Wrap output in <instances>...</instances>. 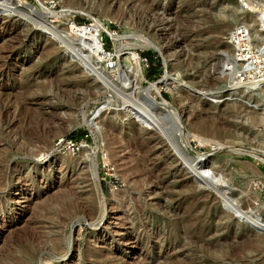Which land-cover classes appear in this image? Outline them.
Masks as SVG:
<instances>
[{
    "label": "rangeland",
    "instance_id": "1",
    "mask_svg": "<svg viewBox=\"0 0 264 264\" xmlns=\"http://www.w3.org/2000/svg\"><path fill=\"white\" fill-rule=\"evenodd\" d=\"M238 4L0 0V264L34 248L31 228L30 264H264V96L215 97L227 33L257 26L245 6L223 14ZM74 24L100 30L103 60ZM140 90L182 120L142 105ZM198 153L204 170L188 160Z\"/></svg>",
    "mask_w": 264,
    "mask_h": 264
},
{
    "label": "bare ground",
    "instance_id": "2",
    "mask_svg": "<svg viewBox=\"0 0 264 264\" xmlns=\"http://www.w3.org/2000/svg\"><path fill=\"white\" fill-rule=\"evenodd\" d=\"M243 6H245L246 8H248V10H250V12L246 14V18L250 19L257 26H255L254 24H253V26H251L252 24L248 23V21L246 20V22H243V23H246V25L239 24V25H237L235 27L233 26L234 28L232 27L233 29H230L231 31L229 33H227L226 37H227V41L229 42V45H230V50L228 52L222 54V56L220 57L218 62L215 63V65L213 64L216 67L217 75H218V78H219V79H216L215 84L217 82H219L220 80L223 83V85L217 86V90L218 91H216L215 93H217V94L219 93L220 95H217L215 97H222L223 94H227V95L240 94V95H243L245 93H250V92H253L255 90L256 91L258 90L264 96V71H262V74H260L259 76L255 75V74L254 75H250L249 71L247 72L245 70L246 71L245 72L243 70V68H242V67H244L243 62L237 60L239 58L243 59V55H242V53L240 51V48L242 46V42L245 41L244 40L245 36L250 38V42L247 45H249L251 43V45L253 47H256V48L261 47L262 45H264V0H241V5L238 4L236 6H233L231 11H229V12L225 11V12H223V14L227 15L228 13L230 14V12H234L236 15H239V14H241V12H243L242 11ZM260 13H262V14H260ZM247 23L250 24V25H248ZM6 25H11L12 26L13 23H10V24L7 23V24H5V26ZM241 26H244L245 30L247 31L245 36L243 35L244 32H242V31L239 32V33H238V31H234L235 28H238V27H241ZM73 28L74 29L71 30L73 32V34L79 39V41H83V43H86L87 44V46L85 45L86 48L88 50H90L94 55L99 57L98 58L99 60H103L106 57V56H103V53H104L105 50H104L103 45H102V43L100 41V32H99L100 30H97L94 27V25L90 26V25H77V24H74ZM92 28H95V30H92ZM232 32H233L234 36L237 39V43L234 44L237 47V49L231 43V34H232ZM144 48H152V49L158 50V51L160 49L158 46H156V45H154V44H152L150 42L146 43V45H144ZM138 57H139L138 54L136 55L133 52H129L126 61L130 65L133 64V61H136V63H138V60H137ZM260 57H261V55H256L254 58H255L256 61L259 62ZM108 61L109 62H113V59L111 58V56L108 58ZM110 66H112V65H110ZM244 73H247L248 76L247 77H243ZM167 75H168V71L166 73V76ZM174 77L175 76H173V80L172 81L175 80ZM126 78H127V80L130 79V78L128 79V77H126ZM165 79H166V77H165ZM165 79H161L158 82L154 81V82L150 83V85H148L149 86L148 88L150 90L155 88L158 92H160V89H159L160 88V82L162 83ZM145 91H146V89H145ZM204 93H206V92H204ZM138 95H139L140 101L142 102V105H145V106L149 107V109H154V110H156L155 112L160 111L162 113L164 108H166V107L169 108V106H171L173 108L174 112L178 115L179 119L182 120L181 112H179L177 110V108H175L173 105H171L167 100L158 103V102L154 101L155 99L152 100L151 97L150 98L147 97L142 92V90H140ZM212 100L219 101L218 99H212ZM91 120H92V118H91ZM6 121H7V119H6ZM90 121L87 120L86 123H87V125L90 128H92V126L90 124ZM193 126L197 127L198 129H200L201 131H204L206 133H214V134H220L221 135L222 133H226L227 132V130L225 128L221 127L218 123H214V122L196 121L195 123H193ZM189 131H190V129H189ZM190 135L194 136V138L197 139L199 143L207 141L206 140L207 138L200 137V135H198L195 132L190 131ZM186 138H187L185 140L186 142L184 141L185 142V147H188V144H190L188 135H187ZM85 148H86V146H85ZM137 149H139V148H137ZM85 151H87V150L85 149ZM202 157L203 156L200 153H198L197 155H194V154L192 155L191 154V155H188V160H189L190 163L195 164L198 167V169L204 170L207 166L205 165L206 164L205 162L203 163L204 160H202ZM137 167H139V166H137ZM127 170H128V168H127ZM140 171L142 172V170H140ZM137 172L139 173V171H137ZM185 172H187V171H185ZM3 174H4L3 169H1L0 170V176L2 177ZM124 174L126 175V173H124ZM204 176H206V175H204ZM1 177H0V183H1V179H2ZM142 179H144V178H142ZM190 180H193V179L190 178ZM184 181H186V180H184ZM38 233L39 232L36 231L35 229L32 230V228H31V231L29 230V235H31L30 239H32V237H33L34 248L33 249L30 248L27 252H25L22 255L20 254L21 257L19 256V258L17 259V262H16L17 264H30V260L35 257L36 251L41 247V244L39 243V242H41L40 239H39L41 236ZM17 257H14V258L16 259ZM14 261H16V260H14Z\"/></svg>",
    "mask_w": 264,
    "mask_h": 264
},
{
    "label": "built area",
    "instance_id": "3",
    "mask_svg": "<svg viewBox=\"0 0 264 264\" xmlns=\"http://www.w3.org/2000/svg\"><path fill=\"white\" fill-rule=\"evenodd\" d=\"M234 31L244 32L243 35L247 33L244 26L235 28ZM233 31V32H234ZM231 34V43L234 45L237 43V39L234 36V34ZM244 42H242V46L240 48V51L243 55V59L239 58L238 61H242L244 64L243 70L249 71L250 75H260L262 74V71H264V45L261 47H253L251 43L247 45L250 42V38L245 36ZM234 47L237 49V47L234 45ZM256 55H261L259 62L255 60ZM245 71V72H246ZM238 73V72H237ZM239 74V73H238ZM249 75V76H250ZM247 73H244L243 77H247ZM55 145L58 148H70L71 150H76L79 148V143L74 140L72 137H58L55 141Z\"/></svg>",
    "mask_w": 264,
    "mask_h": 264
},
{
    "label": "water",
    "instance_id": "4",
    "mask_svg": "<svg viewBox=\"0 0 264 264\" xmlns=\"http://www.w3.org/2000/svg\"><path fill=\"white\" fill-rule=\"evenodd\" d=\"M99 112V110H96V112H94L92 115H90L89 117L91 118V117H93V118H95V116L97 115V113ZM136 113H137V116H139L140 118H143L144 116V114L142 113V112H140V111H136ZM186 168H188V167H186ZM188 170H189V172H191V174H192V176H193V178L196 180V181H202V182H204L203 180H202V178L201 177H199L198 175H194V173L188 168ZM206 175V174H205ZM205 177H207V175L205 176ZM205 183V182H204ZM206 184H209V183H207L206 182ZM213 183H210L209 184V186H211ZM212 187H215L214 185L212 186ZM216 188V187H215Z\"/></svg>",
    "mask_w": 264,
    "mask_h": 264
}]
</instances>
